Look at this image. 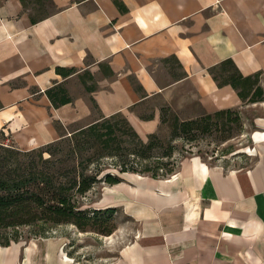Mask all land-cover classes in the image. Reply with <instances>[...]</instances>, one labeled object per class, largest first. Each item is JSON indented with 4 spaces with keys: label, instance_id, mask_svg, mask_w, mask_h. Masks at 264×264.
<instances>
[{
    "label": "crops",
    "instance_id": "crops-1",
    "mask_svg": "<svg viewBox=\"0 0 264 264\" xmlns=\"http://www.w3.org/2000/svg\"><path fill=\"white\" fill-rule=\"evenodd\" d=\"M32 23L21 0H0V135L23 151L69 126L123 114L140 137L158 132L161 109L191 118L242 108L210 70L230 60L264 89V0H53ZM57 68L75 71L68 77ZM72 99L54 108L46 90ZM160 101L161 104H156ZM256 103L249 106L256 107ZM264 109V101L260 103ZM264 131V115L254 117ZM245 167L198 158L169 178L137 175L105 191L137 231L99 263L77 261L56 237L0 245V264H264V133L250 135ZM126 174V173H124Z\"/></svg>",
    "mask_w": 264,
    "mask_h": 264
},
{
    "label": "trees",
    "instance_id": "trees-1",
    "mask_svg": "<svg viewBox=\"0 0 264 264\" xmlns=\"http://www.w3.org/2000/svg\"><path fill=\"white\" fill-rule=\"evenodd\" d=\"M21 3L29 11L32 23L54 10L53 0H21ZM56 71L62 77H68L75 70L57 68ZM210 73L219 86L230 85L236 90L242 102L264 101L258 74L243 77L230 60L212 68ZM45 93L54 108L72 101L61 84ZM89 100L92 111L98 110L94 100ZM233 112L235 109H223L191 120L173 116L169 121L167 109L162 108L161 126L169 123L170 127L167 140H162L157 133L142 139L127 118L117 113L107 117L100 115L93 123L76 127L63 133L57 141L28 151L0 144V245L18 241L17 230L21 226L40 222L49 225L71 223L80 229L89 227L110 235L116 224L103 226L113 218L117 208H81L83 198L98 183L112 186L122 182L118 175L107 172L100 177L101 173L110 166L120 174L135 173L153 179L172 176L177 172L173 142L178 139L184 143L189 141V135L194 131L212 133L217 130L218 122L230 119ZM235 117V121L240 120L238 111ZM220 123L224 126L226 122ZM222 132L225 135L227 130ZM44 153L49 157L44 158ZM105 160L112 163L106 166Z\"/></svg>",
    "mask_w": 264,
    "mask_h": 264
},
{
    "label": "rangeland",
    "instance_id": "rangeland-1",
    "mask_svg": "<svg viewBox=\"0 0 264 264\" xmlns=\"http://www.w3.org/2000/svg\"><path fill=\"white\" fill-rule=\"evenodd\" d=\"M259 81V80H258ZM259 83V82H258ZM159 100L156 104H161ZM261 102H258L255 106H249L248 102H244L241 105L242 108H235V112L231 114L230 119H225L218 122L217 130H213L212 133L191 132L189 135V141L182 142V140H176L173 142L175 146V153L173 159L176 160L177 171L184 161L198 158L204 164L208 166L216 165L218 163L234 164L236 167H245L247 164V157L253 152L252 141L250 135L253 137V133L258 131L264 133V131L254 127V117L264 115V109H262ZM167 109V117L170 121L173 116H177L180 120H191L204 117L206 112L200 109L197 104L193 105V115L191 118H182L183 114L173 111L170 107L165 106ZM238 111L239 121H235L236 112ZM92 119H97L100 116L98 110H93ZM182 115V116H181ZM220 122H226L224 126ZM78 127L69 126L64 130V133L70 132L72 129ZM227 132L223 135L222 130ZM157 135L162 140H167L170 134L169 123L160 126ZM147 137V136H146ZM146 137H141L146 140ZM0 144L11 147L14 150H20L15 144L4 141L0 135ZM44 158H48L49 155L44 153ZM29 159V158H25ZM34 159V156H33ZM36 159V156H35ZM103 163L107 166L112 162L111 160H105ZM107 172L118 175L122 178V182H133L131 178L137 175L141 177H149L139 175L135 173L120 174L117 169L106 168L100 175V177ZM171 176H167L169 178ZM109 186L103 183H98L93 190L86 194L82 201V209H100L103 205L101 199L105 191ZM106 209V208H101ZM50 223H37L29 226H21L17 232L19 235L18 241H28L37 236L56 237L64 244L65 251L72 255L77 261H84L89 263H99L107 258L114 256L119 248L130 241L137 231V226L133 223V220L126 216L124 212L117 208V212L114 214L110 221H107L104 227H110L111 224H116V228L110 235H103L97 230L91 228L80 229L76 225L71 223L49 225ZM102 224V223H99ZM11 231V230H8Z\"/></svg>",
    "mask_w": 264,
    "mask_h": 264
}]
</instances>
